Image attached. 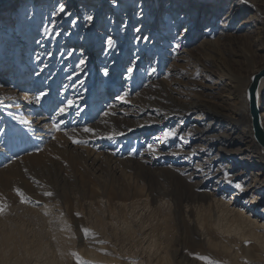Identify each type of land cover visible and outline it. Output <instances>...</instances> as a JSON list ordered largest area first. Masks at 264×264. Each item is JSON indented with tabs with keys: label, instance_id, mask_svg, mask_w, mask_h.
<instances>
[{
	"label": "rangeland",
	"instance_id": "obj_1",
	"mask_svg": "<svg viewBox=\"0 0 264 264\" xmlns=\"http://www.w3.org/2000/svg\"><path fill=\"white\" fill-rule=\"evenodd\" d=\"M216 1L0 0V200L8 205L0 213V264H78L73 253L89 264H206L199 256L219 264H264V249L250 237L241 240L232 232L236 243L222 247L227 232L220 226L226 222L220 206L205 195L190 202L191 184L198 186L208 174L186 176L175 169L203 167L206 158L220 155L227 165L225 146L194 141L177 157L191 130L201 125L187 118L158 122L163 118L155 109L141 111L142 105L156 104L157 93L183 99L172 90L176 87L193 101L226 86L215 83L217 74L212 81L189 78L194 57L202 60V73L210 62H224L235 79L250 80L264 68V0L249 1L240 18L249 23L238 33L224 26L229 4ZM109 36L113 47L107 46ZM211 42L228 49L218 54L215 45L212 54L199 53ZM181 54L184 59L177 58ZM80 59L86 63L77 68ZM128 67L134 68L131 75ZM40 92L46 95L37 102ZM61 107L66 111L59 112ZM169 129L177 135L156 139ZM119 130L123 135L107 138ZM161 139L171 142L162 149L166 156L145 169L142 152ZM202 146L210 154L193 159ZM216 170L224 181L239 171L214 165ZM232 182L224 199L256 216L264 204L250 205L251 193L240 196L235 187L245 182ZM199 186L200 194L209 189ZM16 188L31 202L21 203ZM198 214L215 243L191 224ZM86 245L96 254L85 256Z\"/></svg>",
	"mask_w": 264,
	"mask_h": 264
},
{
	"label": "bare ground",
	"instance_id": "obj_2",
	"mask_svg": "<svg viewBox=\"0 0 264 264\" xmlns=\"http://www.w3.org/2000/svg\"><path fill=\"white\" fill-rule=\"evenodd\" d=\"M249 1L251 0L216 1L218 6L229 4L230 11L228 12L227 20L224 23V26L226 27L227 25L228 31L231 33L244 31V28L247 26L246 23H249L248 20L240 21L243 13H245L249 8ZM12 4L13 2L9 5ZM215 45L217 46L215 47ZM214 47L218 54H220L222 50L225 51L228 49L225 44L222 45L221 43L217 44L216 42H211L210 44H204L200 48L201 51L199 53L204 54L207 53L205 51H209L211 52L209 54H212V49ZM205 55L207 56V54ZM177 58L184 59L182 54ZM201 62L202 60L196 57L190 61V67H188L187 70L190 73L188 77L194 80L196 75H201L205 79L211 80L213 76L217 74L218 79L220 80L216 81L215 83L226 85L220 87V92L211 94L213 97L203 99L198 96L197 100L191 101L189 100V93L186 90L176 87L172 90L177 92L181 97H184L183 99H176L170 94L164 92L157 93L155 94L156 104L142 105L141 111L149 108L155 109L158 114L162 116L161 118H163V120L158 122H168L170 119L174 118H187L193 119V122L196 121L201 125L200 127H194L191 130L192 134L188 136L190 141L188 140L184 142L185 145L183 149L179 150L178 153L175 154L177 157L185 154L186 152L184 150L186 147H190V143L193 144L194 141H210L209 143L211 148H214L218 143L225 146L226 153L229 155L227 157V162L228 160L230 161L228 163L229 165H226V156L220 155L219 159L215 157L209 159L206 158L207 162L205 163L207 164L203 167L200 165V163H197L198 166H196L195 163L175 169L176 171L179 170V172L185 171L186 176H189L190 174L192 176L199 175V171H203L204 174H208L204 181L200 183L195 181V183H199V185H202V187L209 186V189L204 192V194H200L197 189L201 190V187L199 185L196 186V184H191L194 185L193 188L190 186L193 189L194 197L189 200L191 203L198 202V200L202 198V195H205L206 199H208L211 203L221 207V212L226 218V222L225 224H220V226L223 227L222 229L225 232H227L222 234L223 237H225L222 239L223 248L229 249L227 245L233 246L232 243H236V236L235 234H232L233 232L239 234V239L241 240L242 237H250L251 241L257 245H261L262 249H264V222H260L262 221L260 217L262 218L264 216V208L257 211L258 213L255 216L252 215V213H249V211H247L245 208L237 210L232 208V199H224V193L228 191V187H232L234 184L232 181L239 180L245 182L243 191L240 190L242 193L240 196H249L251 193V199L249 201L250 205H255V207H257L264 204V147L255 138L249 101L247 99V89L250 86L249 81L251 82V78L250 80L241 78L235 79L234 74L231 73L230 68L228 65L224 64V62H216V64H211L212 62H210L209 66H205L206 71L202 73L203 70L201 71L202 68L200 69ZM259 71L260 70H257V72ZM241 77L243 78V76ZM192 83L194 82L192 81ZM213 88L215 89L217 87L213 86ZM262 104H264V78H262L259 86L260 117L264 128V105ZM261 106H263V110L261 109ZM119 112L125 113L126 111ZM111 113L109 114V117L111 119L116 118L114 115H111ZM245 121H247V123H245ZM158 122L156 121L157 124H159ZM224 127L231 130L228 131L226 129L227 131L223 132L222 130ZM218 130H221L223 133L217 132ZM121 131L122 130H119L117 132L120 133ZM162 136L164 137L163 134H160L158 137H156V139H159ZM167 140L161 139L159 142H156V146L151 144V149L149 148V145H147L148 148H146V151L142 152L143 157L141 158V164L145 169L151 168L153 163L157 164V162H160V160L164 159L166 156L165 154L167 153L162 149L167 147L166 143H171ZM237 144H239V147H236ZM209 154L210 151H208V148L202 146L200 149H197L195 152H193V159L196 157L197 159H203ZM214 165L219 166V169L223 170L228 167V169H237L239 171L230 176V179L225 177L227 181H224L222 179L223 175H221L219 170L213 172ZM172 171L176 172L175 170ZM216 175L221 176L219 179H216ZM249 177V184H247L246 182H248L247 180ZM190 178L191 177H189V179ZM222 180L224 183H222ZM229 181H231V183ZM203 189L204 188H202V190ZM235 195H239V192H236ZM252 209H254V206L249 210ZM190 222L193 226L195 225V228L197 229L195 230L197 233H201V235H203V237H205L209 243H215L212 238V232L208 229V227H206L202 216L198 214L197 221L191 219ZM198 225L200 226L198 227ZM251 241L247 242V244L252 243ZM89 242H92V239H89ZM214 245L216 246V244ZM82 252L85 256L96 254V250L87 247V245L84 249H82Z\"/></svg>",
	"mask_w": 264,
	"mask_h": 264
},
{
	"label": "snow or ice",
	"instance_id": "obj_3",
	"mask_svg": "<svg viewBox=\"0 0 264 264\" xmlns=\"http://www.w3.org/2000/svg\"><path fill=\"white\" fill-rule=\"evenodd\" d=\"M60 11L61 12H64V8L61 7ZM67 15L71 16V13H67ZM87 20L88 21H92L93 20V17L91 15H89L87 17ZM72 23L75 24L76 21L73 20ZM136 31H139V29H136ZM185 31H187V29H185ZM137 39H139V37ZM144 39L146 40L147 37H144ZM106 43H107V46L108 47H113L114 46V41H113V39L110 36L108 37ZM68 54L69 55H72L71 52H69ZM85 63H86V60L85 59H80L79 62H78V64H77V68H80V66L84 65ZM133 71H134V68L133 67H128L127 68V74L131 75L133 73ZM152 71L155 72V69H152ZM105 74H107V69H105ZM45 95H46V93L40 92L39 95L35 97L36 101L39 102L40 99H41V97H44ZM118 99H122L123 100L124 97H118ZM67 103H68L69 106H71L73 104V101L69 100ZM65 111H66V109L64 107L59 108V112L63 113ZM109 114H110L109 112H105V116H107ZM77 115H79V113H77ZM111 115H115V113H111ZM60 123L61 122H56L55 125H54V127L57 130L60 129ZM105 123H106V121H105ZM73 131H75V130H73ZM84 131L87 132V133H92V132H94V129L89 128V127H85L84 128ZM117 135H123V133L113 132V133L108 134L107 135V138L108 139H113L114 136H117ZM176 135H177V133L174 130H172V129H169V130H167V131L164 132V137L165 138L174 137ZM189 135H191V133H189ZM69 138L72 140L73 143H81L80 140H78V139H76L74 137H69ZM149 148L151 149L152 148V145H149ZM227 175H228V173H225V176H227ZM229 182L231 183V181H229ZM235 187L237 189H240L241 191H243V186L241 184L237 183L235 185ZM15 192L19 196L21 203L31 202L30 198L26 196V194L24 193V191L22 189L16 188L15 189ZM44 195L51 196L52 193L51 192H45ZM7 207H8V205L3 200H0V213H2L3 211H5V209ZM84 232H85V235H87V233L89 232V230L88 229H84ZM101 243H105V242L104 241H101ZM245 243H247V241H245ZM73 255L76 257V259L78 261V264H89V262L83 261L80 258V256H79L78 253H73ZM198 258L201 259V260L206 261V264H219L218 261H214L210 257H207V256H199Z\"/></svg>",
	"mask_w": 264,
	"mask_h": 264
},
{
	"label": "water",
	"instance_id": "obj_4",
	"mask_svg": "<svg viewBox=\"0 0 264 264\" xmlns=\"http://www.w3.org/2000/svg\"><path fill=\"white\" fill-rule=\"evenodd\" d=\"M262 78H264V68L251 76L250 86L247 89V99L249 101L255 138L264 147V128L260 117L259 105V86Z\"/></svg>",
	"mask_w": 264,
	"mask_h": 264
}]
</instances>
